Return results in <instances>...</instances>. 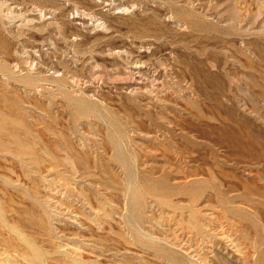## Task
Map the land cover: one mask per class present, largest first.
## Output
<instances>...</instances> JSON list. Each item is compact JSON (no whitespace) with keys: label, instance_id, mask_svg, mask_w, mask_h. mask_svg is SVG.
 <instances>
[{"label":"rangeland","instance_id":"374dc122","mask_svg":"<svg viewBox=\"0 0 264 264\" xmlns=\"http://www.w3.org/2000/svg\"><path fill=\"white\" fill-rule=\"evenodd\" d=\"M0 264H264V0H0Z\"/></svg>","mask_w":264,"mask_h":264}]
</instances>
